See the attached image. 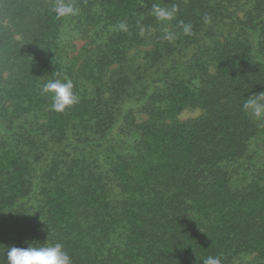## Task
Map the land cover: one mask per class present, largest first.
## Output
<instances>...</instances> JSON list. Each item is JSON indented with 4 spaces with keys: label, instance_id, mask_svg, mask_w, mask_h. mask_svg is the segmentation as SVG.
<instances>
[{
    "label": "trees",
    "instance_id": "trees-1",
    "mask_svg": "<svg viewBox=\"0 0 264 264\" xmlns=\"http://www.w3.org/2000/svg\"><path fill=\"white\" fill-rule=\"evenodd\" d=\"M66 2L0 0V264L47 239L72 264H264V122L242 110L264 92V0ZM57 73L78 98L60 113Z\"/></svg>",
    "mask_w": 264,
    "mask_h": 264
},
{
    "label": "clouds",
    "instance_id": "clouds-1",
    "mask_svg": "<svg viewBox=\"0 0 264 264\" xmlns=\"http://www.w3.org/2000/svg\"><path fill=\"white\" fill-rule=\"evenodd\" d=\"M52 10L57 18H66L78 14V9L74 4L66 2V0H55ZM177 12L178 7L176 5L163 7L159 3H153L150 9L151 15L160 23L173 21ZM205 22H207V17H205ZM179 26L184 35L191 34V24L180 22ZM117 27L120 31L126 32L128 30L127 24L123 22L119 23ZM140 34L141 36L144 35L143 29H141ZM175 38V33L165 29V40L173 41ZM41 92L50 98L51 110L54 112H64L78 102L73 82L66 77L59 78V73L42 85ZM242 110L254 120L264 122V92L246 98ZM47 240L44 243L26 242L28 246L24 248L9 247L6 253L7 264H72V260L68 253L63 250L62 244L47 243ZM202 262L203 264H221V259L219 256L209 255Z\"/></svg>",
    "mask_w": 264,
    "mask_h": 264
},
{
    "label": "rangeland",
    "instance_id": "rangeland-1",
    "mask_svg": "<svg viewBox=\"0 0 264 264\" xmlns=\"http://www.w3.org/2000/svg\"><path fill=\"white\" fill-rule=\"evenodd\" d=\"M199 114L198 110H187L185 112H183L180 115V119L185 120V119H190V118H194Z\"/></svg>",
    "mask_w": 264,
    "mask_h": 264
}]
</instances>
